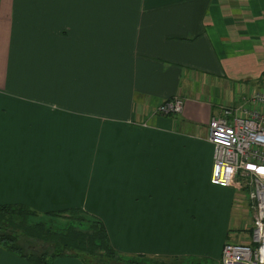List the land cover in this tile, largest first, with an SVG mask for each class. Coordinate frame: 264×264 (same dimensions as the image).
<instances>
[{"label":"crops","instance_id":"1","mask_svg":"<svg viewBox=\"0 0 264 264\" xmlns=\"http://www.w3.org/2000/svg\"><path fill=\"white\" fill-rule=\"evenodd\" d=\"M257 90L264 0H0V203L80 209L125 255L220 264L252 209L209 182L207 122ZM0 264L31 263L0 245Z\"/></svg>","mask_w":264,"mask_h":264},{"label":"built area","instance_id":"2","mask_svg":"<svg viewBox=\"0 0 264 264\" xmlns=\"http://www.w3.org/2000/svg\"><path fill=\"white\" fill-rule=\"evenodd\" d=\"M251 106H224L207 122V141L212 145L209 182L235 186L247 193L252 217L249 240H225L220 264H264V90L252 92ZM182 100L172 97L154 112H180Z\"/></svg>","mask_w":264,"mask_h":264},{"label":"trees","instance_id":"3","mask_svg":"<svg viewBox=\"0 0 264 264\" xmlns=\"http://www.w3.org/2000/svg\"><path fill=\"white\" fill-rule=\"evenodd\" d=\"M38 212L21 203H0V245L31 264L57 255L77 256L83 264H171L164 258L120 253L110 245L102 222L80 209L42 211L70 217L59 227L36 218Z\"/></svg>","mask_w":264,"mask_h":264},{"label":"rangeland","instance_id":"4","mask_svg":"<svg viewBox=\"0 0 264 264\" xmlns=\"http://www.w3.org/2000/svg\"><path fill=\"white\" fill-rule=\"evenodd\" d=\"M246 197H247V193H246ZM246 202L248 204L249 202L248 198L246 199ZM36 218H42L43 220L47 222V224L51 225L52 227L63 226L67 222H69V219H70V217L66 216L65 213L64 214L62 213L61 214H48V213L45 214V213H42L41 211L37 213Z\"/></svg>","mask_w":264,"mask_h":264}]
</instances>
